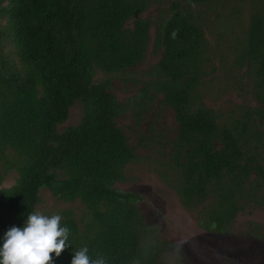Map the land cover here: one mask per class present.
Masks as SVG:
<instances>
[{"label": "trees", "instance_id": "trees-1", "mask_svg": "<svg viewBox=\"0 0 264 264\" xmlns=\"http://www.w3.org/2000/svg\"><path fill=\"white\" fill-rule=\"evenodd\" d=\"M205 1H172L159 40L156 83L178 125L172 162L180 175L181 202L190 207L211 193L213 202L202 206L198 219L208 230L223 231L240 208L235 186L252 171L264 184V167L253 164L238 135L219 124L214 111L192 106L205 40L185 6ZM142 8L138 0H0V171L17 173L12 187L0 189V247L10 227L24 226L44 187L91 210L83 231L73 218L61 220L70 229L68 247L58 258L52 254L54 264H71L84 247L91 260L104 264L135 259L163 264L167 255L173 264H185L176 246L141 243L154 227L131 202L140 196L113 188L123 165L136 155L116 124L118 106L108 81L92 76L94 66L120 72L144 57L148 22L137 19L132 29L125 26ZM245 49L258 64L264 89V16L251 17ZM76 101L83 106L81 118L59 130Z\"/></svg>", "mask_w": 264, "mask_h": 264}, {"label": "rangeland", "instance_id": "rangeland-1", "mask_svg": "<svg viewBox=\"0 0 264 264\" xmlns=\"http://www.w3.org/2000/svg\"><path fill=\"white\" fill-rule=\"evenodd\" d=\"M138 1L143 8L125 26L132 29L137 19L148 22L144 57L120 72L105 73L96 66L92 70L94 81H108L118 106L116 124L136 155L123 165V177L113 188L140 196L131 202L144 222L154 227L141 239L146 247L157 242L176 246L185 264H264V184L254 171L239 185L225 182L238 185L240 208L223 231L208 230L198 219L202 206L213 202L211 193L206 201L190 207L181 202L180 175L172 162L178 125L156 83L162 51L159 40L173 0ZM185 10L205 40L192 106L203 104L214 111L219 124L238 135L253 164L264 167V89L256 74L258 64L245 55L251 17L264 16V0H206ZM10 48L7 45L6 50ZM82 114V103L76 101L58 129L76 124ZM16 180V171H0V189L12 187ZM38 196L35 211L73 218L82 231L92 220L91 210L79 199L57 198L44 187ZM166 257L163 264H173ZM130 264L139 262L135 259Z\"/></svg>", "mask_w": 264, "mask_h": 264}, {"label": "clouds", "instance_id": "clouds-1", "mask_svg": "<svg viewBox=\"0 0 264 264\" xmlns=\"http://www.w3.org/2000/svg\"><path fill=\"white\" fill-rule=\"evenodd\" d=\"M195 8V5H191ZM178 30L173 31L175 39ZM60 214L45 215L34 211L27 216L23 227H10L0 247V264H54L66 250L70 229L61 226ZM71 264H104L103 259L91 260L86 247L74 253Z\"/></svg>", "mask_w": 264, "mask_h": 264}]
</instances>
